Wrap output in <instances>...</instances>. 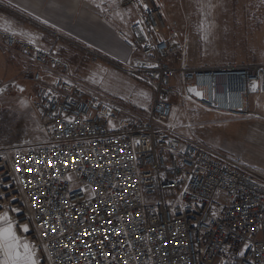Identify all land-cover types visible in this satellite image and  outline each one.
I'll use <instances>...</instances> for the list:
<instances>
[{
  "label": "built area",
  "instance_id": "built-area-1",
  "mask_svg": "<svg viewBox=\"0 0 264 264\" xmlns=\"http://www.w3.org/2000/svg\"><path fill=\"white\" fill-rule=\"evenodd\" d=\"M117 1L137 11L133 35L119 34L138 55L116 65L152 88L146 109L124 106L53 48L0 26V45L29 62L32 81L5 80L0 93L29 101L43 131L0 154V200L25 218L40 264H264V179L169 123L174 98L264 119V62L177 66L179 20H167L158 0Z\"/></svg>",
  "mask_w": 264,
  "mask_h": 264
},
{
  "label": "rangeland",
  "instance_id": "rangeland-1",
  "mask_svg": "<svg viewBox=\"0 0 264 264\" xmlns=\"http://www.w3.org/2000/svg\"><path fill=\"white\" fill-rule=\"evenodd\" d=\"M158 1L167 20L178 19L180 22L179 37L182 47L173 54L172 62L175 65H194L201 60L200 58L214 63L249 60L264 62V13L250 11V0H232L234 11L229 13H219L213 9L219 0ZM209 3L212 7L208 6ZM65 43L67 56L76 64L78 71L88 74L93 82L100 83L93 85V88L100 87L115 92L118 101L128 108L141 110L150 107V102L142 98L136 99L135 95L138 92L132 89L133 85L140 83L146 88L147 93L149 91L153 93L148 84L142 83L117 66L113 68H117L118 71L110 70L103 78L95 77L87 71L88 62L93 54L81 47L77 41L67 40ZM57 50L59 53L62 52L60 46H57ZM25 82L29 87L32 85L31 80ZM4 98L6 103L0 102V154L5 151L6 146L41 141L43 139L41 120L33 105L22 100L20 94L13 90L0 93V100ZM250 101L252 105L256 104L255 97L252 96ZM174 102L169 123L178 120L180 124L174 125L182 135L200 140L227 157L251 165L264 179V122L217 115L192 102L177 98H174ZM246 148L247 152H244ZM3 213H7L11 218L21 240L33 246L37 259L32 238L20 226L25 218L18 219L12 203L8 200L0 202V214Z\"/></svg>",
  "mask_w": 264,
  "mask_h": 264
},
{
  "label": "crops",
  "instance_id": "crops-1",
  "mask_svg": "<svg viewBox=\"0 0 264 264\" xmlns=\"http://www.w3.org/2000/svg\"><path fill=\"white\" fill-rule=\"evenodd\" d=\"M97 4H101V7H97ZM250 4V11L264 13V3L261 0H250ZM213 9L219 13H229L234 11V6L232 0H219ZM136 19L137 11L132 6L121 5L117 0L114 4L111 0H0L1 27L57 52V46H60L62 52L58 53L69 60L71 59L67 56L65 43L67 40L77 41L91 55L93 51L99 52L111 62L94 60L91 56L87 71L102 78L110 70L118 71L113 68L117 66L116 63L125 62L138 55V51L132 52L123 43L119 34L122 30L132 36L131 24ZM45 20L48 23H44ZM71 62L78 71L76 64L72 60ZM29 67L27 60L14 56L0 45V82L16 77L29 80L26 73ZM132 89L138 92L136 99L152 102V91L147 93L140 83L133 85ZM260 101L264 103V98L261 97ZM0 102L6 103V98ZM251 120L264 122V119ZM171 123L180 124L176 119ZM243 151L247 152V148Z\"/></svg>",
  "mask_w": 264,
  "mask_h": 264
},
{
  "label": "snow or ice",
  "instance_id": "snow-or-ice-1",
  "mask_svg": "<svg viewBox=\"0 0 264 264\" xmlns=\"http://www.w3.org/2000/svg\"><path fill=\"white\" fill-rule=\"evenodd\" d=\"M111 2L114 4L115 0H111ZM261 2L264 3V0H261ZM12 6L18 7L17 5ZM208 6L212 7L211 3H209ZM97 7H101V4H97ZM144 7L147 8L148 5L145 4ZM37 19H39V17H37ZM44 23H48V21L45 20ZM15 34L16 33L13 32V35ZM125 39L127 38L125 37ZM29 42L31 43L33 41L30 40ZM256 87L257 85L253 82V90H256ZM0 91H2V89H0ZM197 95H200V93H197ZM136 143H139V141H136ZM212 214L215 216V211H213ZM15 227L16 226L7 213L0 214V254H2L0 264H38V260L35 258V253L33 251V246L28 242L21 240L15 231ZM23 229L24 231H27L28 226L23 225ZM245 247H247V245H245ZM243 254V252L240 253V255Z\"/></svg>",
  "mask_w": 264,
  "mask_h": 264
},
{
  "label": "bare ground",
  "instance_id": "bare-ground-1",
  "mask_svg": "<svg viewBox=\"0 0 264 264\" xmlns=\"http://www.w3.org/2000/svg\"><path fill=\"white\" fill-rule=\"evenodd\" d=\"M15 197H16V196H15V194L13 193V195H11V196L9 197V199H10V200H12V199H15ZM0 202L2 203V200H0ZM22 217H23V216H22ZM22 217H21V218H22ZM21 218H20V219H21ZM21 220H22V219H21ZM22 222H23V224H22V225H20V226H21V228H23V225H25V223H27L26 221H21V223H22ZM27 226H28V224H27ZM23 231H24V229H23ZM24 232H25V231H24ZM26 232H28V233H29V234H28V235H29V237H30V238H32V240H33V242H34V237H33V234H32V232L30 231V229H29V228H28V230H27Z\"/></svg>",
  "mask_w": 264,
  "mask_h": 264
}]
</instances>
